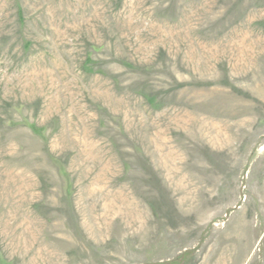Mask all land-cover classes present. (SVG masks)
Here are the masks:
<instances>
[{"label":"rangeland","instance_id":"374dc122","mask_svg":"<svg viewBox=\"0 0 264 264\" xmlns=\"http://www.w3.org/2000/svg\"><path fill=\"white\" fill-rule=\"evenodd\" d=\"M0 264H264V0H0Z\"/></svg>","mask_w":264,"mask_h":264}]
</instances>
